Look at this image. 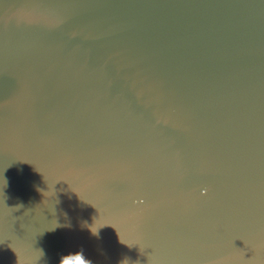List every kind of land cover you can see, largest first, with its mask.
Returning <instances> with one entry per match:
<instances>
[{"label":"water","instance_id":"95a60500","mask_svg":"<svg viewBox=\"0 0 264 264\" xmlns=\"http://www.w3.org/2000/svg\"><path fill=\"white\" fill-rule=\"evenodd\" d=\"M80 251L264 264V0H0V264Z\"/></svg>","mask_w":264,"mask_h":264},{"label":"clouds","instance_id":"9594fccd","mask_svg":"<svg viewBox=\"0 0 264 264\" xmlns=\"http://www.w3.org/2000/svg\"><path fill=\"white\" fill-rule=\"evenodd\" d=\"M69 255L79 256L81 258V260L83 261V264H92V262L85 257L83 251H80V252H77V253H74V254L69 253L67 255L62 256V258L60 260V264H65V260H67ZM122 264H123V262H122Z\"/></svg>","mask_w":264,"mask_h":264},{"label":"snow or ice","instance_id":"6c2138e0","mask_svg":"<svg viewBox=\"0 0 264 264\" xmlns=\"http://www.w3.org/2000/svg\"><path fill=\"white\" fill-rule=\"evenodd\" d=\"M65 264H72V260L71 259L65 260ZM75 264H83V261L81 260L79 256H76Z\"/></svg>","mask_w":264,"mask_h":264}]
</instances>
